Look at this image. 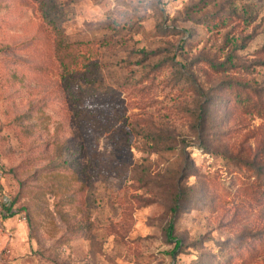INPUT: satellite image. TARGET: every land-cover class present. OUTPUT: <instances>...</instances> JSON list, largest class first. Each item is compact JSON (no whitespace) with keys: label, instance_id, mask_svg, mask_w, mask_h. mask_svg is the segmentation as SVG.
<instances>
[{"label":"rangeland","instance_id":"1","mask_svg":"<svg viewBox=\"0 0 264 264\" xmlns=\"http://www.w3.org/2000/svg\"><path fill=\"white\" fill-rule=\"evenodd\" d=\"M47 2L105 98L78 111L38 2L0 0V204L17 211L0 264H264L245 253L264 225V112L221 86L264 107V0ZM250 175L257 199L237 188Z\"/></svg>","mask_w":264,"mask_h":264},{"label":"trees","instance_id":"2","mask_svg":"<svg viewBox=\"0 0 264 264\" xmlns=\"http://www.w3.org/2000/svg\"><path fill=\"white\" fill-rule=\"evenodd\" d=\"M40 6V11L42 12L43 19L46 23H48L54 33L56 34L55 39V51L56 57L61 65L62 73H61V88L62 90L73 97L75 102L77 103V110L83 112L90 108V110L100 109L101 101L103 95L99 93H95L93 89V85L96 82V74L100 68L99 63L96 60V54L89 52L88 55L86 53L79 54L73 48H71L70 44L65 41L64 34L62 35V31L56 27V24L59 22L60 17L57 15L58 12L56 9H51L48 6L47 0H36ZM58 21V22H57ZM84 61L83 69H79V63ZM234 83L239 82H230L222 84L221 86L224 88V92L226 95H230L233 97L235 102L238 104L240 108H243L246 112H264V107L261 103L254 101L248 93H245L244 90L239 86H234ZM88 87V88H86ZM94 99V104L90 106L89 100ZM246 165H243V167ZM1 168V165H0ZM249 170L252 168H248ZM255 173V172H254ZM256 174V173H255ZM254 174V176H255ZM253 175L248 177H240V182L237 186L242 187L243 190L247 192V196L256 197L257 193H260L261 190L257 189L256 182L254 183L251 179ZM264 195V193H263ZM261 200V198L259 199ZM258 200V201H259ZM184 201V194L182 191H178L174 196L173 206L171 207V212L174 214L178 213L180 205ZM14 201H11L9 205L1 204V210L3 214L1 217H10L17 214V211L14 209ZM164 235L172 245V249L169 252L171 257L176 253H179L180 249L183 247L182 240L179 239L175 234L174 221L172 219L169 220L165 229ZM253 241L254 246H249L245 253H248L250 256L253 254L254 259L264 258V225L259 223H255L253 226L252 237L248 238ZM244 248L242 245L241 250ZM233 250L237 252V247H233ZM251 252V253H250ZM262 261V260H261ZM243 261H241V264Z\"/></svg>","mask_w":264,"mask_h":264},{"label":"crops","instance_id":"3","mask_svg":"<svg viewBox=\"0 0 264 264\" xmlns=\"http://www.w3.org/2000/svg\"><path fill=\"white\" fill-rule=\"evenodd\" d=\"M12 219H10V217H1L0 215V225L3 226V227H10L12 225ZM3 231H5L7 233L6 230L3 229ZM4 234H0V244L3 242V239L4 238Z\"/></svg>","mask_w":264,"mask_h":264},{"label":"built area","instance_id":"4","mask_svg":"<svg viewBox=\"0 0 264 264\" xmlns=\"http://www.w3.org/2000/svg\"><path fill=\"white\" fill-rule=\"evenodd\" d=\"M1 178H2V175H1V173H0V180H1ZM1 204H4V203H1ZM1 204H0V215L3 214L2 210H1ZM7 205H9V204H7ZM23 219H24V217L21 215L19 221H21V220H23ZM3 234H4L5 237H6V236L9 237L8 233H6L5 231H3Z\"/></svg>","mask_w":264,"mask_h":264}]
</instances>
